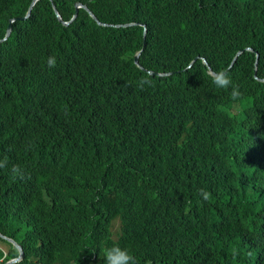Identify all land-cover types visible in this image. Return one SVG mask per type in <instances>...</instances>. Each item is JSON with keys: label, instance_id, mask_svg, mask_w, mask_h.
<instances>
[{"label": "trees", "instance_id": "1", "mask_svg": "<svg viewBox=\"0 0 264 264\" xmlns=\"http://www.w3.org/2000/svg\"><path fill=\"white\" fill-rule=\"evenodd\" d=\"M33 1L0 0V234L16 264H104L112 244L138 264H264V0H38L27 18ZM77 3L107 26L83 8L71 22ZM135 23L160 31L141 67ZM0 242V264L19 256Z\"/></svg>", "mask_w": 264, "mask_h": 264}, {"label": "clouds", "instance_id": "2", "mask_svg": "<svg viewBox=\"0 0 264 264\" xmlns=\"http://www.w3.org/2000/svg\"><path fill=\"white\" fill-rule=\"evenodd\" d=\"M37 3V2H36ZM83 5L85 7H87L86 5L82 4V3H77V5ZM32 5V4H31ZM35 6V5H34ZM34 8V7H33ZM83 7H79V9H81ZM88 8V7H87ZM78 9V10H79ZM85 9V8H83ZM89 9V8H88ZM86 10V9H85ZM90 10V9H89ZM32 11V10H31ZM55 11L58 12V10L56 9L55 7ZM77 11V10H76ZM91 11V10H90ZM30 12V10H29ZM29 12H28V15H27V18L29 17ZM92 12V11H91ZM31 13V12H30ZM57 14V13H56ZM75 16V15H74ZM95 16V15H94ZM57 17L58 19H62L60 13L58 12L57 14ZM96 17V16H95ZM93 19H96L98 24L99 25H102V26H107L105 24H103L102 22H100L97 18H94L92 17ZM63 20V19H62ZM64 22V21H63ZM67 23V22H66ZM168 23L171 27V23H170V20H168ZM70 24V22H69ZM134 24H126V25H118L116 27H123V28H127V27H131L133 26ZM135 26H139V27H142L143 28V48L141 50H139L135 56H134V62L135 64L138 66V67H141V63H140V58L142 56V53L144 51V47H145V43H146V39L147 37H153V36H156L158 33H160V31L158 29H149V27L144 24V23H135ZM172 29V28H171ZM5 39V38H4ZM3 39V40H4ZM7 40V39H5ZM4 40V41H5ZM2 41V40H1ZM3 42V41H2ZM250 51H253L251 48H248ZM243 53V51H241ZM241 53V54H242ZM137 55H140L139 56V60H138V63H136L135 61V57ZM237 56V55H236ZM259 56V55H258ZM235 59V58H234ZM233 59V60H234ZM238 59V58H237ZM197 60V59H196ZM195 59L193 60V62L188 66L187 69H191L194 65V61H196ZM205 61H207L206 59L203 61L204 64H205ZM257 62H258V59H257ZM208 63V61H207ZM233 63V62H232ZM206 65V64H205ZM209 65V63H208ZM47 66L49 68H53L56 66V58L55 57H48L47 59ZM207 66V65H206ZM233 66V65H232ZM208 67V66H207ZM210 67V66H209ZM208 67V68H209ZM210 69V75L213 76L212 78V83L215 85V87L217 88H220V89H227L229 87H231V92H230V96L233 100H238L241 96V93L239 91V88L238 86L234 85L232 80L229 78V76L227 75L226 71H219V72H214L212 70V68H209ZM147 73L151 76V77H159V78H169L171 77L174 72L173 71H168V72H165V73H156L155 71H150V70H146ZM257 71V70H256ZM255 71V73H256ZM255 78L257 79V73L255 74ZM170 80V79H169ZM169 80H166V81H163L161 83H166L168 82ZM257 80L259 81H263L264 82V79H260L258 78ZM140 85L143 86L145 83H149L148 81H145V80H141L140 82ZM6 164H7V161L4 160V161H0V168H3V167H6ZM12 173L14 176L16 175H19L22 177L23 173L21 171V169L18 167V166H13V169H12ZM200 195L202 196V198L206 201L209 199V196H210V193L207 192L205 189H200ZM2 235V234H1ZM4 236V235H2ZM6 237V236H5ZM8 238V237H7ZM10 239V238H9ZM13 240V239H12ZM14 241V240H13ZM18 245V244H17ZM20 246V245H19ZM23 249V248H22ZM7 253V252H6ZM15 259V258H14ZM103 260H104V264H138L137 262V259L135 257V255L133 253H131L130 250H128L127 248H122L119 246V244H112L111 246H106L104 249H103Z\"/></svg>", "mask_w": 264, "mask_h": 264}, {"label": "water", "instance_id": "3", "mask_svg": "<svg viewBox=\"0 0 264 264\" xmlns=\"http://www.w3.org/2000/svg\"><path fill=\"white\" fill-rule=\"evenodd\" d=\"M37 1H38V0H34V1H33L32 5H31V7H30V12H31V10L33 9V7H34V5L36 4ZM79 7H83V8H85L86 10L90 11L87 7H85V6L81 5V4L77 5V6H76V10H77V11H76V13H75V16H74L73 19L71 20V22L77 17ZM30 12H29V15H30ZM56 13L58 14L57 11H56ZM90 14H91L92 17L96 18V17L94 16V14H93L91 11H90ZM59 21H60L61 23L65 24V25H69V23L63 22L62 19H60ZM11 32H12V26L10 25V26L8 27L7 34H6V38H5V39H7V37H9V35L11 34ZM5 39H4V40H5ZM4 40H2V41H4ZM2 41H0V42H2ZM241 53H242V52H239V53L237 54V56H236L235 59L233 60L232 65L235 64V62L237 61V58L241 55ZM139 56H140V55H137V56L135 57V61H136V63H138ZM258 58H259V56L257 55V59H258ZM205 64L209 67L207 61H205ZM209 68H210V67H209ZM256 73H257V71H256ZM257 79H258V78H257ZM0 238H2V239H4V240L8 241L9 243L15 245V246L17 247L18 251H19V256H18L17 258H15V259H11V260L7 261V262L4 263V264H16V263L21 262V261L24 259V257H25V254H24V251H23L22 247L19 246V245H17V243H16L15 241H13L12 239H9V238H7V237H5V236H2L1 234H0Z\"/></svg>", "mask_w": 264, "mask_h": 264}, {"label": "rangeland", "instance_id": "4", "mask_svg": "<svg viewBox=\"0 0 264 264\" xmlns=\"http://www.w3.org/2000/svg\"><path fill=\"white\" fill-rule=\"evenodd\" d=\"M0 247H2L5 252H7L8 251V248H9L6 244H4L2 242H0Z\"/></svg>", "mask_w": 264, "mask_h": 264}]
</instances>
